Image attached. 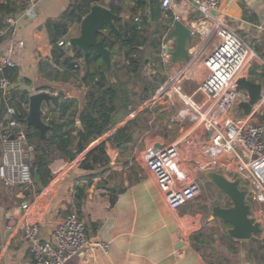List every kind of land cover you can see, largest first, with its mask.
<instances>
[{
	"label": "crops",
	"instance_id": "obj_1",
	"mask_svg": "<svg viewBox=\"0 0 264 264\" xmlns=\"http://www.w3.org/2000/svg\"><path fill=\"white\" fill-rule=\"evenodd\" d=\"M106 1H109L106 5L109 6L115 0ZM69 2L29 0V5H36V15L23 20L15 28L16 39L22 40L24 45L11 57L19 68L20 85L30 93L45 90L53 97L63 93L65 98L77 99L82 107L88 90L82 82H61L45 77L39 66L40 58L49 56L51 52L45 22L60 16ZM177 4L189 11L186 21L192 17L201 18L192 0H177ZM123 15L125 18L129 16L127 13ZM213 15L238 33L255 51V57L246 65L241 77L260 83L264 88V0H223L221 10ZM207 24L212 25L213 22ZM80 35L81 25L77 24L62 39L69 54L73 55V47H76L70 39ZM218 39L215 36L208 40L206 35L197 40L193 38L188 45L190 59L182 64L173 63L171 57L164 55L163 48L160 60L150 58L145 64L143 77L152 79L160 73L166 79L150 98L138 101L121 121L123 127L145 113L134 132L133 140L128 143L129 149L134 148L139 142L136 141V133L149 130L141 136L144 147L138 157H108L107 170L93 178L80 207H77L75 187L86 182L83 177L88 172L79 168V161L107 139L109 134L94 141L84 153H76L74 160L70 157L55 159L50 165L54 177L47 186H36L34 179L29 187L10 189L0 179V264L31 263L32 254L24 231L27 222L39 226L41 239L50 240L55 226L72 211H77L85 220L89 238L106 241L110 248L108 251H86L66 264H264V203L257 206L260 211L257 221L261 224L262 233L249 239H238L230 235V223L211 217L213 205L200 208L193 201L195 196L174 204L166 196L168 188H174L173 179L176 180L175 187L190 181L202 187L197 166L195 169L190 168L191 157H216L212 148H209V131L203 124H198V109L205 110L214 101V93L209 87L210 73L204 60L216 49ZM10 46L11 42L3 39L0 41V52L7 53ZM178 75L180 78L175 84L180 86V92L187 97L186 102L179 97L175 84L167 92H158L160 87ZM26 78L30 79V84L24 82ZM131 87L138 99L139 86L132 82ZM243 91L249 96L247 90ZM248 100L237 102L234 107L238 108V113L233 107L231 115L235 118L253 115V122L260 123L264 118V108L256 113L252 108L251 113L246 114L239 107L240 103ZM175 125L179 126L178 136L170 140L172 135L169 131ZM77 127H81L78 119ZM153 129L161 133L149 135ZM155 145L166 149L164 162L168 166L167 175L157 173L153 164L148 163L144 157L145 151ZM70 149L76 152L74 148ZM230 155L228 151L223 157ZM202 159L201 162L206 161ZM201 162L199 166H203ZM204 167L210 165L205 164ZM105 169L104 166L97 171ZM212 170L223 173L215 166ZM170 174L172 180L169 179ZM116 184L118 186L114 187ZM224 196L226 202L222 206H231L230 199ZM25 204L27 208L23 207ZM205 211L209 214L206 222ZM212 224L219 232H225L220 240L213 243L202 239L200 235L206 226ZM218 230H214V233ZM203 246L212 251V258L202 251Z\"/></svg>",
	"mask_w": 264,
	"mask_h": 264
},
{
	"label": "trees",
	"instance_id": "obj_2",
	"mask_svg": "<svg viewBox=\"0 0 264 264\" xmlns=\"http://www.w3.org/2000/svg\"><path fill=\"white\" fill-rule=\"evenodd\" d=\"M105 1L70 0L60 16L45 22L51 52L49 56L40 58L41 73L61 82L78 80L88 90L82 107L77 99L65 98L63 93L54 96L49 104L51 117L44 137L39 129L27 122L31 93L20 85L19 68L7 66L2 70V75L8 77L14 87L6 98L0 90V121L5 118L8 107H13L16 111L14 117L25 125L28 143L34 152L33 175L35 171L39 175L36 186H47L51 182L54 177L51 163L57 158L68 159L69 148H74L77 154H82L94 141L109 133L107 139L79 161V168L88 174L83 177L86 182L75 187L77 207L83 202L93 178L107 170L108 157L112 156L109 148L127 150L128 143L133 140L134 132L145 113L138 115L123 127L121 121L135 108L138 101L150 98L159 84L166 79V76L160 73L152 79L143 77L142 73L150 58L161 59L165 33L174 22L173 13L168 12L152 26L150 14H145L150 7L149 0H115L109 4L116 15L115 23L120 35L107 25L97 34V38L112 51V68L107 69L95 48L85 53L73 47L74 54L71 55L61 43L71 28L81 23L93 5L104 4ZM29 6V0H0V30L5 27L7 17L17 15ZM125 13L129 14L127 18L123 15ZM3 38L0 37V41ZM24 82L31 83L28 78L24 79ZM132 82L139 86L138 99L135 98L137 94L131 87ZM77 119L81 127H77ZM104 166L105 170L97 171Z\"/></svg>",
	"mask_w": 264,
	"mask_h": 264
},
{
	"label": "built area",
	"instance_id": "obj_3",
	"mask_svg": "<svg viewBox=\"0 0 264 264\" xmlns=\"http://www.w3.org/2000/svg\"><path fill=\"white\" fill-rule=\"evenodd\" d=\"M236 1L238 0H232ZM222 3L223 0H192V4L202 16L199 19L192 17L186 21L189 11L180 7L177 0H161L163 15L172 12L174 20H181L189 25L194 40L203 35H206L208 40L215 36L219 38L216 49L204 60V65L210 73L209 87L214 93V101L207 109H198V124H203L209 131V148H212L216 156L204 160L207 161L206 165L211 163L212 167H217V170L227 174L230 179L239 178L240 188L245 190L246 202L251 206V217L257 221L260 212L257 206L264 203V118L260 123H254L253 115L247 118H235L231 115L237 102L249 98L245 91L238 89V80L256 54L238 33L213 15L221 10ZM35 6L31 4L21 13L7 17L5 27L0 30V37L11 42L7 53L0 52V90L4 98L14 84L8 77L2 75V70L7 66H16L11 55L24 45L22 40L16 39L14 30L23 20L36 15ZM145 14H150V7ZM212 22V25L207 24ZM170 30L171 28L166 32L162 43L164 55L168 58L171 57L170 51L175 45L174 41L165 40ZM61 43L64 44L63 41ZM179 78L180 75L165 83L158 92L169 91ZM175 86L179 97L186 102L188 99L180 92V86L178 84ZM262 108L264 97L255 103L253 111L256 113ZM15 112L13 107H8L5 118L0 121V179L10 189L26 188L34 183L33 147L28 143L25 125L14 117ZM50 117L49 105L45 104L43 120L48 123ZM11 135H14V138H11ZM165 151V148L155 145L144 154L146 161L153 164V168L161 175L168 173V166L164 162ZM228 151L230 157H223ZM169 179H173L171 174ZM175 183L176 180L173 179L174 188L170 187L166 191L168 200L174 204L196 196L199 192L197 182L190 181L180 187H175ZM27 206L25 204L23 207ZM24 231L32 254L30 264H66L73 257L86 251L93 249L108 251L110 248L108 242L87 236L85 220L77 211L69 212L55 226L50 240L41 239L40 229L36 224L27 222Z\"/></svg>",
	"mask_w": 264,
	"mask_h": 264
},
{
	"label": "water",
	"instance_id": "obj_4",
	"mask_svg": "<svg viewBox=\"0 0 264 264\" xmlns=\"http://www.w3.org/2000/svg\"><path fill=\"white\" fill-rule=\"evenodd\" d=\"M151 25L155 26L163 16L161 0H149ZM116 15L109 6L95 4L91 11L84 16L81 25V35L70 39V42L80 50L88 53L91 48L101 56L107 69L112 67V51L97 38L98 32L104 27L109 28L120 35V31L115 23ZM166 41H174L175 48L170 51L171 61L182 64L183 61L190 59L188 45L193 41L191 28L184 21L174 20L171 30L169 31ZM238 89L247 90L249 100L239 104L246 114H250L253 105L262 97L264 88L262 84L253 82L245 77L238 80ZM53 95L45 90H39L30 94L29 109L27 122L40 130L41 136L44 137L49 125L43 120V106L49 105L53 100ZM14 138V135H11ZM71 160L75 159V151L68 149ZM205 176L220 191L223 192L231 201V206L225 207L220 204L213 205L211 217L228 222L232 225L229 229L230 235L238 239H249L255 234H261V224L251 217V206L246 202L245 190L240 188V180L229 179L225 174L215 170L206 171ZM34 179L39 182L37 171L34 172ZM116 184L114 187H117Z\"/></svg>",
	"mask_w": 264,
	"mask_h": 264
},
{
	"label": "rangeland",
	"instance_id": "obj_5",
	"mask_svg": "<svg viewBox=\"0 0 264 264\" xmlns=\"http://www.w3.org/2000/svg\"><path fill=\"white\" fill-rule=\"evenodd\" d=\"M109 3V1H105V5H107ZM137 87V86H136ZM189 90V88H188ZM234 110L236 113H238V108L234 107ZM241 114V113H240ZM179 129V126L175 125L172 130L169 131V134H171L172 136L169 137L170 140L175 139V136L177 137V131ZM157 129H153L150 131L149 135H156V134H160V130ZM147 132H149V130H145L143 132H138L136 134H138V136L136 137V141H139L137 143V146H134V148H128L125 151H122L116 147H111L109 148L111 150V157H126L127 155L133 157L136 156L138 157L139 152L141 151V149L144 147L143 146V138L141 137L144 133L146 134ZM109 134V133H108ZM168 134V135H169ZM140 135V136H139ZM107 134L104 136L106 137ZM108 149V150H109ZM72 150V149H71ZM75 156H76V152H75ZM200 157H191V160L189 161L190 163V168H194L196 167L197 170V175L200 177V179L202 180V187L200 185L199 187V192L198 194L194 197V202L196 203V205H199L200 208H209L212 205L215 204H220L222 205V203L226 202V197L224 196L223 193H221V191H219L213 184L211 181L208 180V178L205 176V172L206 171H212V169H214V167H212V164L209 163L210 167H204L205 166V162H201ZM207 158H211V157H203V159H207ZM202 159V160H203ZM199 162H201L203 164V166H199ZM195 165V166H194ZM195 169V168H194ZM198 185V186H199ZM206 215H205V222L208 219V211H205ZM214 230H218L216 228L215 225H211V226H206V228L202 231L201 238L206 240V241H210L211 243L220 240V238L222 237V235L225 233H221L219 232V230L217 231V233H214ZM224 231V230H223ZM216 234V235H215ZM202 251L209 256L210 258H212V255L210 254L209 249H207L205 246L202 247Z\"/></svg>",
	"mask_w": 264,
	"mask_h": 264
}]
</instances>
